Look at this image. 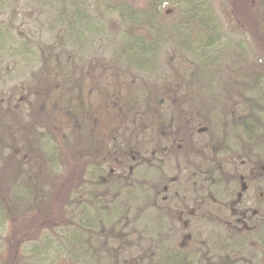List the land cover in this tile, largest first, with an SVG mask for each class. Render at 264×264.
I'll list each match as a JSON object with an SVG mask.
<instances>
[{
	"label": "rangeland",
	"instance_id": "rangeland-1",
	"mask_svg": "<svg viewBox=\"0 0 264 264\" xmlns=\"http://www.w3.org/2000/svg\"><path fill=\"white\" fill-rule=\"evenodd\" d=\"M237 254L264 264V0H0V264Z\"/></svg>",
	"mask_w": 264,
	"mask_h": 264
},
{
	"label": "trees",
	"instance_id": "trees-1",
	"mask_svg": "<svg viewBox=\"0 0 264 264\" xmlns=\"http://www.w3.org/2000/svg\"><path fill=\"white\" fill-rule=\"evenodd\" d=\"M56 85H57L56 87H58L60 89H66L67 86H68V83H67L66 80L60 78ZM106 98H107V103L111 105V107L113 108L115 113L119 116V118H121L122 122H124L123 119L127 117V113H126L125 107L122 106L123 104L121 103V98L118 97L117 95H114V94L113 95H107ZM181 100H182V97L180 96L179 89L175 88L173 86H163V87H159V88L156 87V88H154L153 90H151L149 92V95L147 97L148 105L151 107V109H150L151 113L155 114V115H156V111H158V109H160V107L165 105V104L168 105L169 107L171 106V109L173 108V113H174V111L175 112L179 111V109L181 107L180 106ZM57 115L60 118L59 120H60L61 124L62 123L63 124H62V126H60L61 124L59 126L55 125V127H56V130H55L56 137L57 138L58 137L61 138L60 140H61V143L63 144L64 153H65V151L69 152V149H68V146H67V145H69L68 140H67L68 137L66 135H65L66 138L63 137V136L61 137L60 135H58V132H62L64 128L67 129L68 131H70L72 129V127H73L72 123H69V120L67 121V119H68L67 115H70V113L67 110L61 109V111L57 112ZM61 118H64V122H62ZM70 119L72 120V118H70ZM178 131H179L178 126H174V125H172V123H170V124L162 123L159 126V132L161 134H163L164 136H166L167 138H170V141H171V143L173 145H175L178 142ZM113 132L116 133V130H114ZM75 134H77V133L74 132V135ZM114 142H115V140H114ZM116 143H118L117 140H116L115 144ZM73 148H74L73 150H75L78 153V155H79L80 147H78V146L76 147L74 145ZM119 149H121L120 144L119 145L116 144L114 146V150L116 151V150H119ZM133 150H134V152L136 150L140 154L139 158L141 159L142 150L140 148L136 149V147H133ZM133 150H132V148H127L126 151L123 152V154H125L127 156H130V155L134 156L135 154L133 153ZM165 151L166 150H162L161 152L164 153ZM81 154H83V153H81ZM116 154L117 153H115L113 155H116ZM21 155H22V153H21ZM92 157L95 159V161H102V159H103L102 156H99V155H96V154L95 155L93 154ZM155 157H156L155 155H151L149 158L148 157H144V158H146V161H149V159L151 161H153V160H155ZM214 160L218 161L217 159H214ZM27 163L28 162H26L25 157L22 156V159H21V162H20V167H21L22 170L25 169V167L28 165ZM209 171L210 170L206 171V175L209 173ZM61 188H63V185L61 186ZM237 248H239V246L232 247L233 250H237ZM8 253H10V252H8ZM8 256H10V255H8ZM221 259L227 261V264L229 263V261L227 259H225L223 257H221ZM241 261H245L244 257L242 255L237 254V259L234 260L232 263L233 264H239V263H241Z\"/></svg>",
	"mask_w": 264,
	"mask_h": 264
}]
</instances>
